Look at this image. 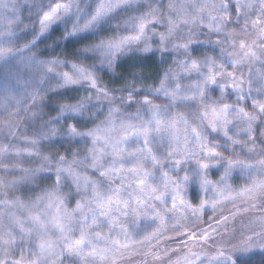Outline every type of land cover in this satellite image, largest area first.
Returning a JSON list of instances; mask_svg holds the SVG:
<instances>
[{
    "label": "snow or ice",
    "instance_id": "obj_1",
    "mask_svg": "<svg viewBox=\"0 0 264 264\" xmlns=\"http://www.w3.org/2000/svg\"><path fill=\"white\" fill-rule=\"evenodd\" d=\"M0 62V264H264V0H0Z\"/></svg>",
    "mask_w": 264,
    "mask_h": 264
},
{
    "label": "rangeland",
    "instance_id": "obj_2",
    "mask_svg": "<svg viewBox=\"0 0 264 264\" xmlns=\"http://www.w3.org/2000/svg\"><path fill=\"white\" fill-rule=\"evenodd\" d=\"M32 39L31 36H29L27 39L23 40L22 43H28L30 42V40ZM198 55V54H197ZM150 57H153L155 58V63H156V69L158 70L159 74H162L163 71L169 66L171 65V58L169 57L168 58V63L167 64H162L161 63V54L160 53H157L155 56H150ZM146 59V58H145ZM145 59H142V60H138V59H130V58H124L121 62H120V67L116 69V72L118 73L122 66L123 65H126V64H131V63H134V64H137L136 67H138L140 65V63H144V60ZM3 64L2 62H0V65ZM142 67V66H141ZM3 70L0 69V89L3 88L4 84H5V81L6 79L12 83L13 85L16 83L15 81V77L17 74L23 76L25 79H27L28 77V73L30 71V69L28 68H25L21 65H19L18 63H14V64H11V65H8L7 67L5 66H2ZM140 68V67H139ZM143 69V68H142ZM102 79L104 81V83L106 85H108L109 83H112L114 84L118 78H113L111 77L110 74H105L102 76ZM157 81H152V82H148V81H144V85H152L154 83H156ZM53 83H55L53 81ZM142 85H138V87H141ZM108 87V86H107ZM83 93H81L82 95ZM216 96H218V92L214 94L213 98H215ZM74 103V102H72ZM56 115V113H55ZM54 115V116H55ZM46 118H49V117H46ZM60 148L61 149V145L60 144H56L55 147H49V146H45V153L46 154H50L52 152H55V150L53 149H58ZM75 150H82L81 148H77ZM25 166H31V167H35V164H32V165H25ZM213 181L217 180L218 179V175H212L210 177ZM51 183V181H49V184ZM243 183V181H236L235 184L233 185L234 187L236 185H239ZM19 194V193H18ZM224 214H227V210L225 211ZM209 215H211V213H209ZM220 213L218 212L217 213V217H219ZM247 216L248 214H246L244 217H241L239 219V222L236 224L237 226H239V224L241 222H246L247 221ZM207 220V216H205V221ZM170 244V245H169ZM167 247H170V248H177L178 247V243L177 242H168V244L166 245ZM171 255V254H170ZM176 257L173 255L172 256V259H175ZM121 264H141L140 262V258L138 257H129V258H126V260L124 262H121Z\"/></svg>",
    "mask_w": 264,
    "mask_h": 264
},
{
    "label": "trees",
    "instance_id": "obj_3",
    "mask_svg": "<svg viewBox=\"0 0 264 264\" xmlns=\"http://www.w3.org/2000/svg\"><path fill=\"white\" fill-rule=\"evenodd\" d=\"M59 35H60V32L57 31V32H55L53 34V38H55V37H57ZM47 43H51V40H48ZM72 47H73L72 45H69V48H68L69 53L72 51ZM37 51L44 52L45 57H47V49L45 47V43L44 42L40 43L39 49H37ZM60 55H61V57H63L64 54L61 53ZM2 66H5V65L4 64L0 65V69L1 70H3ZM136 66H137V64H134V63L123 65L121 70L118 72V74H119L118 80L114 84L109 83L107 86L109 88H119L123 84L125 77L131 79L130 73H132L134 71H140V70L143 71L144 76L146 77L145 81H148L150 83V82L156 80L157 74H159V72L156 69L155 58L148 57V58H146L144 60V63H140V65L138 67H136ZM72 102H75V101L74 100H70V99H58V98H55V97H53V99L50 101V103H53V104H56V103H72ZM45 111L48 113V117H52L56 113L55 111H52L51 109H45ZM53 150H55V151L59 150L61 154H64L63 153V147H61V149L58 148V149H53ZM69 159H71V157H69ZM47 183H49V181H47ZM208 215H209V213H208ZM245 215L246 214H238L237 217H236V220L234 221V223L237 224L239 222V219L241 217H244ZM206 222H207V220H206ZM230 223H233V221H230ZM204 226L206 227L207 223H205Z\"/></svg>",
    "mask_w": 264,
    "mask_h": 264
}]
</instances>
